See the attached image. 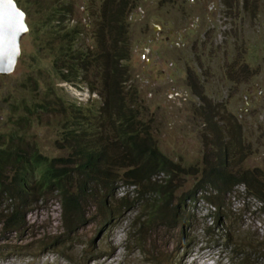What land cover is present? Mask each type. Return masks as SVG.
Segmentation results:
<instances>
[{
  "label": "trees",
  "instance_id": "obj_1",
  "mask_svg": "<svg viewBox=\"0 0 264 264\" xmlns=\"http://www.w3.org/2000/svg\"><path fill=\"white\" fill-rule=\"evenodd\" d=\"M15 2L25 12L37 59L26 77L35 87L10 105L19 114L0 132V246L9 244L0 250V258L7 250H52L63 256L74 232L88 225L111 227L116 217L128 224L127 245L134 240L135 249L144 255V235L170 225L184 228L189 220L183 211L187 203L203 200L213 206L218 225L229 210V197H237L239 189L264 209V170L242 166L251 153L248 137L225 106L219 110L197 93L201 159L189 164L160 149L123 83L129 58L127 9L133 0H102L98 10L90 9L95 25L92 46L83 44L78 21L71 25L68 19L73 15L71 0ZM221 2L228 7L230 0ZM246 2L242 13L247 11ZM40 54L50 59L48 70L42 67ZM63 83L84 87L98 99L72 101L58 86ZM210 107L215 110L208 113ZM43 119L47 126L57 127L53 146L60 155L40 148L36 128ZM183 176L192 182L188 191L176 196ZM119 186L132 190L117 195ZM49 201L59 206L61 233L30 237L22 246L26 216ZM240 252L239 257L246 256ZM254 252L248 255L249 262L245 257L239 264H256L258 257L264 261V246L261 253Z\"/></svg>",
  "mask_w": 264,
  "mask_h": 264
},
{
  "label": "rangeland",
  "instance_id": "obj_2",
  "mask_svg": "<svg viewBox=\"0 0 264 264\" xmlns=\"http://www.w3.org/2000/svg\"><path fill=\"white\" fill-rule=\"evenodd\" d=\"M101 1L71 0L75 19L73 15L68 19L71 25L75 21L80 24L85 46L94 44L90 9L98 10ZM238 1L230 0L227 7L221 0H133L127 9L125 52L129 58L123 83L128 97L141 107L160 149L172 159L192 164L202 158L201 101L197 94L201 93L219 110L225 106L242 124L251 151L242 166L264 170V0H246L245 13L241 11L244 0ZM36 19L33 16L31 21L35 23ZM33 41V35L23 37L14 72L0 76V132L7 130L12 117L19 114L10 105L35 87L26 79L31 75L30 66H34L31 63L37 59ZM38 57L48 70L50 59L43 54ZM58 86L72 101L98 99L84 87L65 83ZM209 109L208 113L215 110ZM40 124L36 131L41 150L60 155L53 146L57 127L47 126L45 119ZM191 182L183 176L176 196L188 191ZM131 190L119 186L116 194ZM239 191L237 197H229V210L218 225L214 224L213 206L203 200L187 203L183 211L189 220L184 228L170 225L144 235V255L135 249L134 240L127 245L128 224L116 217L111 227L88 225L74 232L63 248V256L52 250H7L0 264H239L245 257L249 262L248 255L263 250L264 209L255 199L244 196L243 189ZM59 222L56 202L40 204L26 216L21 245L30 237L61 233ZM16 241L18 247L20 242ZM7 245L0 246V250ZM240 251L246 256L239 257ZM256 264L264 261L258 257Z\"/></svg>",
  "mask_w": 264,
  "mask_h": 264
},
{
  "label": "water",
  "instance_id": "obj_3",
  "mask_svg": "<svg viewBox=\"0 0 264 264\" xmlns=\"http://www.w3.org/2000/svg\"><path fill=\"white\" fill-rule=\"evenodd\" d=\"M29 28L15 0H0V76L12 74L21 55L20 43Z\"/></svg>",
  "mask_w": 264,
  "mask_h": 264
}]
</instances>
